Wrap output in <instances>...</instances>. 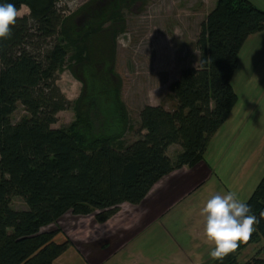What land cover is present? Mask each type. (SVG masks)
<instances>
[{"label": "trees", "instance_id": "16d2710c", "mask_svg": "<svg viewBox=\"0 0 264 264\" xmlns=\"http://www.w3.org/2000/svg\"><path fill=\"white\" fill-rule=\"evenodd\" d=\"M140 1L94 0L64 16L58 0H0L30 10L0 40V264H53L71 242L57 243L59 230L43 228L68 212L105 223L123 204H140L165 176L205 160L237 106L240 54L264 31V10L250 0H218L201 24L199 66L183 69L169 88L174 108L146 105L137 139L126 140L133 126L115 71L117 38L125 10ZM69 61L83 84L75 101L57 84ZM18 105L27 115L14 123ZM70 109L74 121L53 128ZM13 197L27 209H15ZM245 203L258 223L249 242L224 258L229 264L264 241V176ZM245 264H264V256Z\"/></svg>", "mask_w": 264, "mask_h": 264}, {"label": "rangeland", "instance_id": "374dc122", "mask_svg": "<svg viewBox=\"0 0 264 264\" xmlns=\"http://www.w3.org/2000/svg\"><path fill=\"white\" fill-rule=\"evenodd\" d=\"M92 1L58 0L56 8L60 14L68 16ZM217 1L144 0L131 4L125 10L126 26L117 38L115 71L123 81L122 98L133 126L126 137L128 142L137 139L139 114L146 105H163L168 110L174 108L175 101L169 97V88L183 69L199 66L197 40L201 24ZM29 14V8L23 6L20 17ZM246 57L241 56L242 65L233 80L239 101L230 119L232 121L236 111H242L246 105L249 108L254 98L260 99L258 107L245 117L242 128L238 126L229 148L220 151L218 147L219 152L215 149L213 152L214 145L210 144L212 147L206 153L207 159L205 156V160L192 171V175H196L193 180L180 173L173 175L140 204H123L122 217L129 222L128 228L117 222L116 229L99 231L95 214L79 216L72 212L43 228L44 231L59 230L54 238L57 243L70 240L71 246L81 256L77 264H229L227 260L211 258L210 252L215 245L206 240L203 230L201 233L198 230L204 227L205 221H200L204 217L200 208L206 206L212 196L226 195L231 191L237 194L239 200L246 202L264 176L263 147L261 158L256 160L258 164L255 166L248 162V169L244 172L246 177L252 176L245 183L246 192L252 189L250 195L240 193L239 187L244 184L241 185L238 178L234 179L245 157V145H251L253 141L244 139L247 132L252 129L254 133L257 129L258 138L262 137L264 144V85L255 81L261 62ZM66 64L57 84L69 100L75 101L82 92L83 84L68 66L70 61ZM26 115L24 107L18 105L12 121L17 123ZM241 118L239 113L237 121L233 120L236 125ZM74 119V110L63 111L53 128L68 126ZM242 138L244 142L241 143ZM180 151L181 148L175 145L168 155L174 160ZM251 158L254 161V156ZM205 174L210 178H205ZM189 187L192 188L190 194L187 193ZM169 191L172 195L167 193ZM166 194H169L168 199L164 198ZM12 205L18 210L27 209L20 197H13ZM87 229L92 234L84 239L90 232ZM258 256H264V241L238 252L235 264H245Z\"/></svg>", "mask_w": 264, "mask_h": 264}, {"label": "crops", "instance_id": "0c3cea01", "mask_svg": "<svg viewBox=\"0 0 264 264\" xmlns=\"http://www.w3.org/2000/svg\"><path fill=\"white\" fill-rule=\"evenodd\" d=\"M255 6H257L258 8L264 10V0H250ZM248 56H250L251 58H253L254 60H257L258 62H261L258 66V70H257V73H256V77H255V81L257 84H261V85H264V31L263 32H259L257 34H254L252 35L247 43L245 44V46L243 47V50L240 54V65H239V68L240 66L242 65L241 63V56H243L244 58ZM246 57V59H247ZM259 98H254L252 101V103H250V106L249 108H247V105L245 106L244 109L239 110L238 112L236 111L235 115H234V119H232L231 121V116L230 118L228 119V121L226 122V124L223 126V128L215 135V137L212 139L211 141V145H214L213 146V152H214V149H215V152H219V150L221 151V149H224V148H229V144L230 143H233V138H234V134L238 132L237 128L238 126H241V128L243 127L242 126V121L244 119H246L248 116V114L250 113L251 110H253L255 107H258V102H259ZM251 107V108H250ZM236 108V107H235ZM233 113V112H232ZM238 113V114H237ZM239 113L241 114V121L240 123H238L237 125L235 124V121H237V117H239ZM247 116V117H246ZM246 117V118H245ZM235 120V121H233ZM241 124V125H239ZM254 133H256L257 135L254 137ZM252 132V129L250 131L247 132L246 136L244 137V139L248 142H251V140H253L251 142V145H248L250 147H247V145H245V157H244V160L241 161V163L239 164V173L236 172L235 175H234V179H239L240 180V184H244L243 186H240V193H245L246 192V189H245V183L249 180V178H251L252 176H249L246 177L244 174V172L247 171L248 169V162L249 164H254L255 166L258 164V162L256 161L257 159L259 160L262 156V149L264 147V144L262 143L261 141V138L262 137H259L258 138V131L256 129L255 132ZM244 142L243 138L241 139V143ZM215 143V144H214ZM174 146H171L168 150V152L171 151V149L173 148ZM212 147V146H211ZM211 147L209 146L208 149H211ZM219 147V150L217 151ZM248 148V149H247ZM252 149H254V151H252ZM249 150V151H247ZM207 154H208V150H207ZM207 154H206V159H207ZM252 156H254V161H253V158H251ZM196 167V166H195ZM195 167H184L180 170H176L174 171L173 173L165 176L163 179H161L153 188L152 190L149 192L148 195H151V193H153L154 191H156V189L158 187H161V183H166L167 179L173 175H187L189 177V180H193V178L196 176V175H192V171ZM253 169V168H251ZM180 173V174H179ZM253 173V172H252ZM204 176H206L205 178H210L208 177V174H205ZM261 181V179H260ZM242 187V188H241ZM256 188V187H255ZM192 188H188V191L187 193L190 192ZM182 190V189H181ZM180 190V191H181ZM252 190V189H251ZM250 189L247 190V195H250V192H252ZM185 191V190H183ZM169 193L170 195H172V192H167ZM186 193V194H187ZM169 194H166L165 195V199H168L169 198ZM184 194V193H183ZM180 195V197L182 198L184 195ZM190 194V193H189ZM252 194V193H251ZM123 205L120 207V210L119 212L114 216L112 217L111 219H109L107 222L105 223H99L98 224V229L99 231L100 230H106L107 231H110L111 229H116V223L118 222L120 225H123L125 228H128L129 227V222H127L126 219H124L122 217V209H123ZM205 207V205L203 206ZM200 208V209H203ZM204 221V227L199 229L198 231L201 233V231L203 230L205 232V226H206V215H204V217H202L200 219V221ZM197 222H199L197 219H196ZM131 223V222H130ZM89 230V229H87ZM90 231V230H89ZM92 234V231H90L87 235L84 236V239L86 237H88L89 235ZM207 240V239H206ZM209 243L211 244L212 242L209 241ZM81 257L80 256V253L79 251L71 246L68 251L66 253H64L61 257H59L53 264H77V261H78V258Z\"/></svg>", "mask_w": 264, "mask_h": 264}, {"label": "clouds", "instance_id": "9594fccd", "mask_svg": "<svg viewBox=\"0 0 264 264\" xmlns=\"http://www.w3.org/2000/svg\"><path fill=\"white\" fill-rule=\"evenodd\" d=\"M20 12L14 4H0V40L10 39L12 28L17 24ZM250 206L237 198L235 192L214 195L202 209L206 215L205 234L215 247L210 252L214 260H223L235 252L241 243L247 244L258 223L255 215H250ZM264 217V213H261Z\"/></svg>", "mask_w": 264, "mask_h": 264}, {"label": "flooded vegetation", "instance_id": "af4514ba", "mask_svg": "<svg viewBox=\"0 0 264 264\" xmlns=\"http://www.w3.org/2000/svg\"><path fill=\"white\" fill-rule=\"evenodd\" d=\"M127 5H129V3H127ZM127 9H128V8H127ZM77 20H78V21H82V20H83V17L79 16Z\"/></svg>", "mask_w": 264, "mask_h": 264}]
</instances>
